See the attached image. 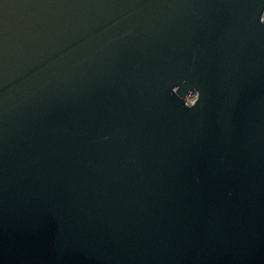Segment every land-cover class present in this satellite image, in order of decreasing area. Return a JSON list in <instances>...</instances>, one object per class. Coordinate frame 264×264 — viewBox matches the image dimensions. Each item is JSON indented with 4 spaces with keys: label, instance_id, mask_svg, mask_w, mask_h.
Returning a JSON list of instances; mask_svg holds the SVG:
<instances>
[{
    "label": "water",
    "instance_id": "water-1",
    "mask_svg": "<svg viewBox=\"0 0 264 264\" xmlns=\"http://www.w3.org/2000/svg\"><path fill=\"white\" fill-rule=\"evenodd\" d=\"M0 264H264V0H0Z\"/></svg>",
    "mask_w": 264,
    "mask_h": 264
},
{
    "label": "built area",
    "instance_id": "built-area-1",
    "mask_svg": "<svg viewBox=\"0 0 264 264\" xmlns=\"http://www.w3.org/2000/svg\"><path fill=\"white\" fill-rule=\"evenodd\" d=\"M196 99V93L195 92H192V93H189L186 97H185V101H186V104H192Z\"/></svg>",
    "mask_w": 264,
    "mask_h": 264
},
{
    "label": "clouds",
    "instance_id": "clouds-1",
    "mask_svg": "<svg viewBox=\"0 0 264 264\" xmlns=\"http://www.w3.org/2000/svg\"><path fill=\"white\" fill-rule=\"evenodd\" d=\"M192 92H195L196 94H198V99H197L196 103H195L194 105H191V106H186V105L184 104V101H183V106H184V108H186V109H192L194 106L197 105V103H198V101H199V98H200V93H199V91H198L197 89L193 88L191 91H189V93H192Z\"/></svg>",
    "mask_w": 264,
    "mask_h": 264
}]
</instances>
